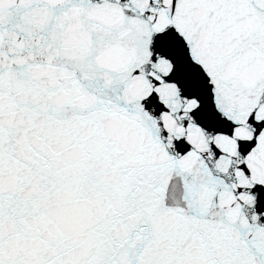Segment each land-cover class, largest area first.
Listing matches in <instances>:
<instances>
[{
	"label": "snow or ice",
	"instance_id": "snow-or-ice-1",
	"mask_svg": "<svg viewBox=\"0 0 264 264\" xmlns=\"http://www.w3.org/2000/svg\"><path fill=\"white\" fill-rule=\"evenodd\" d=\"M0 264H264V0H0Z\"/></svg>",
	"mask_w": 264,
	"mask_h": 264
}]
</instances>
